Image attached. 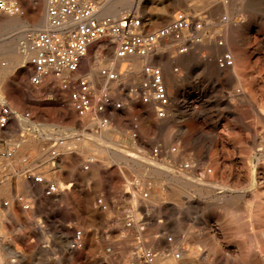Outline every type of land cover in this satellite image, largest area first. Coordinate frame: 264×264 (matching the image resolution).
<instances>
[{
    "label": "rangeland",
    "instance_id": "obj_1",
    "mask_svg": "<svg viewBox=\"0 0 264 264\" xmlns=\"http://www.w3.org/2000/svg\"><path fill=\"white\" fill-rule=\"evenodd\" d=\"M93 1L100 6L101 10L104 0ZM226 1L231 9L232 22L238 32L236 33L237 42L235 47L239 48L238 53L242 55L239 63L242 65L243 79L254 78L253 76L258 75L254 78L255 83L258 84L254 83L253 89L256 92V97L260 100L255 103L252 110L243 107L245 117H250L247 122L254 118V124H252L254 133L246 128H239L237 126L239 125L238 122L226 114L228 110L222 103L221 96L225 92V87H228V82L216 73H211L209 64L205 63L204 67L202 66L198 70L194 67L189 68L182 65L172 66L171 70L180 80L177 94L181 104L178 114L176 113L170 119L169 126H171L167 130L171 137L173 136V139L176 137V139H190L183 146L185 149H183V156L179 158L180 161L173 165L177 172L180 173L184 170L186 174L188 173L187 177L190 180H179L182 184V192L176 200L167 198L164 193L163 184L167 183V180L148 175L145 177L141 174V169L145 170L151 167L149 163H129L133 158V154L136 153L135 158L139 157L141 149L146 150L148 157L154 159L159 165L171 163L170 156L166 155L167 150L164 151L165 147L161 142L167 135V131L149 126L148 108L144 107L138 99L140 94L138 86L145 81L143 71L134 72L129 69V66L127 69L119 71V73L110 70L109 67L113 64L112 58L108 57V54L104 51L106 47H102L97 52L94 48H90L88 57L86 61H83L78 73L79 77L73 78L74 76L65 73L64 78L87 79L96 99L104 95L112 99L115 107L113 105L108 107L104 114L95 112L88 114L89 119L109 121L108 125L111 127V131L102 136L111 139L110 141L115 144L126 146L136 139L140 148L139 151L136 150L135 152L130 150L122 152L123 150L116 148L110 150L109 146L101 144V147L94 149V146H97L96 137L93 136L95 134L94 127L90 126L88 122H78V117L73 114L71 103L68 102V90L61 89V79L49 77L42 87L35 88L30 83V77L34 69L33 66L29 65L28 59L25 62L23 61V64L15 67V70H12L9 68L7 57L12 53H6V57L0 55V66L7 71L5 78H1L0 96L5 98L12 111L18 110L22 117L27 120L21 126L16 125L15 121L11 120L6 133L4 132L0 137L3 147L13 153L12 157L21 154L25 159L17 161L14 158L12 164L8 163L9 166L6 169L3 167L0 174V260L5 252H1V228H13L16 230L25 229V231L31 233L28 237L29 240H27V244L30 243L31 248L29 251H25L23 244L17 237L15 243H17L18 253L15 255L12 264H147L149 263L147 260L148 254L156 255L159 253L157 243L163 234H166L170 239H174V236H176L181 244L189 250L194 248L191 260L194 264H202L203 262L200 259V255H202L200 253L202 252L199 250V247H201L199 240L201 239L214 241L222 251L221 256L217 257L204 247L202 258L206 259L208 264H252L254 256L252 259L242 261L238 260V256H242L241 254L245 253V250L249 251V246L253 244L257 247L252 251L253 254L256 253V262L264 264V123L259 118H264V113L257 106V103L259 105V102L264 100V31L260 29L262 23H264V0H187L184 5H174L171 0H140L138 10L135 8L130 9L124 14H134L140 17L145 32H151L168 25L177 12L186 13L190 20L191 17H196L195 22L190 21V28L186 32L188 38L183 40L182 43L183 47L187 49L186 52L181 53L178 47L179 44L170 39L161 42L157 46L156 49L163 48L161 46L166 43L169 45L166 50H163V53L155 56L157 58L154 57L148 65L161 68L160 64L165 63L164 57L172 61L180 54H188L191 41H201L204 45H208L217 33L224 32L226 29L224 19L227 16L221 13L219 21H216L213 19V13L211 14V12ZM39 2L40 0H20V11L18 13L6 14L1 12L0 54L1 44L11 46L18 43L21 54L25 55L31 36L39 30L34 26L40 14ZM169 8H172V12H169ZM12 23L16 25L27 24L28 26L23 30L27 29L26 31H29L28 37H19L18 29L9 32L8 29ZM217 42L222 45L221 39H218ZM157 52L155 51L154 54ZM195 52L202 61L209 59L212 53L207 47L196 49ZM247 54H249L248 57ZM226 56H229V54H226ZM95 58H97L100 65V72L106 70L119 75L114 79L115 81L118 80L117 83L103 87L102 83H96L93 80L90 75V68H92L90 65ZM88 60L91 63L86 64ZM22 65H26L29 70V73L24 76L25 78L21 77L19 72V67ZM260 77L261 79H259ZM72 89L74 88L72 87ZM226 95L231 109L239 105L238 100L231 98L229 91ZM117 104L120 105L119 108H116ZM254 110H256V115ZM13 117L15 119V113ZM12 124L15 127L10 126ZM188 129H192V131L188 133ZM141 137L142 140L140 141ZM74 141H76L75 144ZM99 143L101 142L99 141ZM175 144L176 141L174 140L172 146L174 147ZM155 150L159 153L154 152ZM72 153L78 154L76 158L82 159L83 166L92 168L89 173L85 171L90 176L81 180L80 189L73 187L74 182L72 183V178L69 176V169H65L72 164L70 159L75 157ZM65 159L68 164L65 162L63 164ZM91 160L93 161L90 163ZM61 161L62 163H60ZM187 165L188 167L185 168ZM31 174L36 175V177H44L47 174L50 178L48 184L45 182V185L53 187L54 194L61 198L51 199L46 195H27L21 184L24 177H30ZM192 180L195 182H192ZM256 180L257 182H255ZM136 181L139 183L131 185ZM206 181L213 183L214 186L212 188L203 187L202 184ZM4 182H6V185L3 184ZM60 182L65 183L64 187L59 186ZM250 182L251 184H249ZM90 184H93V186ZM223 184H227L232 189L234 188L235 191L222 188ZM1 188L4 192H12L15 197H18V200L16 198L9 199L1 193ZM138 191L140 192L138 193ZM83 193L84 195H81ZM21 197H24L23 203L25 205L20 202ZM138 200H140L139 203ZM227 203L232 205L233 210H237H235L236 216L240 219V222L245 218V221L241 222L243 230L238 234L239 236L228 226L230 216L226 215L224 208ZM11 206H13V215L7 214V210ZM25 206H29V208L24 209ZM160 208L163 209L160 210ZM245 208L246 211H249H244ZM26 213L29 214V217L24 216ZM154 216L156 217L154 218ZM247 232L250 234H246ZM67 233H73V240L77 244V248L82 251L83 257L79 260L72 259L70 256L68 243L66 242ZM159 236L161 237L159 238ZM257 241H260L259 244ZM260 243H263V245ZM261 249L263 252H260ZM2 264H5V262H2Z\"/></svg>",
    "mask_w": 264,
    "mask_h": 264
},
{
    "label": "bare ground",
    "instance_id": "obj_2",
    "mask_svg": "<svg viewBox=\"0 0 264 264\" xmlns=\"http://www.w3.org/2000/svg\"><path fill=\"white\" fill-rule=\"evenodd\" d=\"M35 1V0H34ZM139 1L140 0H104V2L102 3L101 5V10L99 11V14H98V18H101V17H104L105 15H110V16H120L122 14H124L125 12H127L128 10L130 9H136L138 10V6H139ZM213 1V0H212ZM219 1V0H218ZM171 2L174 4V5H184V3L186 4L187 3V0H171ZM169 2V3H171ZM204 2V1H203ZM154 3V2H153ZM151 3V4H153ZM229 3V2H228ZM142 4V3H141ZM150 4V5H151ZM208 4V3H207ZM39 8H40V14L38 15V19L36 20V22L34 23V26L37 27L39 30L37 31H42V30H46L48 28V21H47V15H46V10H47V0H40L39 2ZM164 6V4H163ZM166 6V5H165ZM186 6V5H185ZM188 6V5H187ZM208 6V5H207ZM166 8V7H165ZM186 8V7H185ZM210 9V8H209ZM169 12H172V8H169L168 9ZM178 10V9H177ZM192 10V9H190ZM212 10V9H211ZM230 7H229V4H227V1L225 3H222L221 5H219V7H217V9H215V11L211 12V14L213 13V19L214 20H218L219 21V15L222 13V14H225L227 17L224 19L225 20V26H226V29L224 30L223 33H217L213 38H212V41L208 44V45H204L201 41H195V42H192L189 43L190 44V49L188 51V54H180L177 58H175L174 60L172 61H169L167 59H165L164 57V61L165 63L164 64H160V69H161V72H162V83H163V88L165 90V96L167 97V103L166 104H163L161 102H159L156 97L154 96L153 94V89L151 88H144V87H141V85H139V92L141 94V97L139 96L138 99L143 103L144 107L146 106L148 108V111H149V120H148V123H149V126L151 128H162V130H166L167 131V135L165 136L164 140L161 141L164 145V151L165 149L167 150V154L168 156H170V161L171 163L170 164H164V165H159L156 163V161L154 159H150L148 157V154L146 152V150L144 149H141L140 153H139V159L135 156V154H133V158L132 160L129 161V163H134V164H137V163H149L151 165V167L149 169H145V170H140L141 174L143 176H152V177H155V178H161V179H164V180H167V183L163 184L164 186V193L166 194L167 198L171 199V200H176L180 193L182 192L181 191V188H182V184H180L179 180L180 179H183V180H186V181H190L189 178L187 177V174L184 170L177 172L173 165L176 164L177 161H180V157L183 156V149H185L183 146L184 144L186 145L188 140L187 138H182V139H173L171 137V135L169 134L168 132V127L169 126V122H170V119L172 117H174V115L179 111V108H180V98H179V95L177 94V90L178 89V85L180 83V80L178 79V77H176L173 73V71L171 70V67L174 66V65H182V66H186V67H194L195 69H200L205 63L209 64L210 65V72L211 73H216L218 76H220L221 78H223L224 80H226L228 82V87H225V92H223L222 96H221V100H222V103H224L225 105V108L228 110L226 114H228L230 117L234 118L239 125V128H246L248 130H250V132L254 133V129L252 128V124H254V118H253L251 121L247 122V119H249L248 117L246 118L245 117V110L243 109V107H247L249 109H253L254 106H255V103L260 100L258 99L256 96V92L254 91L253 87H254V83H255V79L256 78V75L253 76L254 78H250V79H243V75H242V65L239 63V60L241 58V54L238 53V49L235 47V43L237 42V35L236 33L237 32V29H236V26L233 24L232 22V17H231V12H230ZM235 10V9H234ZM186 11V10H185ZM210 11V10H209ZM1 8H0V14H1ZM3 13H6L7 12H3ZM136 13V12H135ZM246 13V12H245ZM171 14V13H170ZM186 14V13H185ZM192 14V13H191ZM169 15V14H168ZM187 15V14H186ZM210 15V14H209ZM165 16V15H163ZM137 17V16H136ZM187 17L189 18V16L187 15ZM211 17V15H210ZM222 17V16H221ZM244 17H247V16H244ZM140 19V17H137ZM164 18H169V17H164ZM193 20V22L196 21V17H191ZM243 18V17H242ZM258 18V17H257ZM200 19V18H199ZM260 19V18H259ZM173 20V18H172ZM190 20V18H189ZM190 20V21H191ZM223 20V19H222ZM13 21V20H12ZM256 21V20H255ZM259 21V20H258ZM222 23V22H221ZM170 24V23H169ZM212 24V23H211ZM239 24V23H238ZM241 24V23H240ZM144 25V24H143ZM28 25L27 24H19V25H16L15 23L13 24H10L9 26V32H14L16 31V29H18V35L19 37H28L27 34L29 33V31H26V30H23L24 28H26ZM260 26V24H259ZM4 27V26H3ZM17 27V28H16ZM195 27V26H194ZM193 27V28H194ZM242 27V26H241ZM239 28V27H238ZM249 28V27H248ZM3 29V28H2ZM145 29V28H144ZM192 29V28H191ZM244 29V28H243ZM260 29L262 31H264V23H262ZM147 30V29H146ZM154 30V29H153ZM189 29H186L183 31L182 35H181V39L180 40H176L175 38L173 37H169L167 39H170L172 40L173 42H176L179 44V46H181L182 48H184L182 45L183 43V40H187L188 38V33H186ZM194 30V29H193ZM241 31H243L241 29ZM252 31V30H251ZM36 32V31H35ZM152 32V31H151ZM192 32V31H191ZM200 32V31H199ZM246 32H247V29H246ZM250 32V31H249ZM243 33V32H242ZM13 34V33H12ZM258 34V33H257ZM15 35V34H14ZM197 35V34H196ZM195 35V36H196ZM249 35V34H248ZM194 36V37H195ZM247 36V35H246ZM191 37V36H190ZM264 37V36H263ZM30 38V37H29ZM258 38V37H257ZM165 39V40H167ZM191 39V38H190ZM222 40V45H220L217 40ZM28 40V39H27ZM165 40H161L158 42V44L156 45L155 49L150 52L147 56L145 57H140V56H131V57H128V58H118L117 57V54H116V49L118 47V41L116 39H100L96 42L93 43V45L90 46V48H94L97 52L98 49L102 48V47H106V49L104 51H106V53L108 54V57L110 56L112 58V61H113V64L109 67L110 70H114L115 72H118L119 71H123L125 69L128 68L129 66V69L134 71V72H141L143 71V75H144V79L146 82L149 81V77L145 74V68L146 67H153V66H149V62L152 61V59L157 56L158 54L160 53H163V50H166L169 45L168 43L164 44V46L162 45L161 47L163 48H160L159 49H156L157 46H159V44ZM194 40V39H193ZM200 40V39H199ZM256 40V39H255ZM239 41V40H238ZM264 41V39H263ZM30 42H31V38L29 40V45L27 47V52L24 54H21L20 52V49H19V44L16 43V44H12L11 46H8V45H5V44H1V54L0 55H3L5 56L6 53L8 52H11L12 54L7 55L8 59H9V68L10 69H14L15 67L23 64V61L25 62V60L28 59V63L30 66H32L31 64V59L33 58L34 56V51L31 49L30 47ZM172 43V42H171ZM187 44V43H186ZM188 44V45H189ZM187 45V46H188ZM240 46V45H239ZM252 46V45H251ZM203 47H207L208 49L211 50V56L209 57V59L205 60V61H202L201 59L198 58L195 50L196 49H199V48H203ZM261 47V46H260ZM90 48H89V52H90ZM252 48V47H251ZM264 48V47H263ZM171 49V48H170ZM179 49V48H178ZM115 50V51H114ZM99 51V50H98ZM155 51H158L156 54ZM169 51V50H168ZM187 49H184L183 51H181V53H184L186 52ZM244 51V50H243ZM242 51V52H243ZM251 51V50H250ZM259 51V50H258ZM262 51V50H261ZM246 52V51H245ZM248 52V50H247ZM255 52V51H254ZM95 53V52H94ZM253 53V52H252ZM259 53V52H258ZM89 54V53H88ZM168 54V53H167ZM226 54H229V56H226ZM245 55V54H244ZM249 54H247V57H248ZM256 56V55H255ZM6 57V56H5ZM88 57V56H87ZM167 57V56H166ZM251 57V56H250ZM157 57H155L156 59ZM1 59V57H0ZM242 59V58H241ZM247 59V58H246ZM86 61V59H84ZM158 62V60H157ZM163 62V61H162ZM161 62V63H162ZM27 63V64H28ZM83 63V62H82ZM91 63L90 60L87 61L86 64H89ZM248 63V62H247ZM251 64V63H250ZM8 65V64H7ZM159 65V63H158ZM82 66V64H81ZM181 66V67H182ZM206 66V65H205ZM208 66V65H207ZM246 66V65H245ZM249 66V65H247ZM90 75L91 77H93V80L97 83V82H100L102 83L103 87H107L108 85L110 84H113V83H117V81H115L114 79H110V77H107V76H104L102 75V72L103 71H99V68H100V65L98 63V60L97 58L94 59V62H92V64L90 65ZM179 67V66H178ZM204 67V66H203ZM7 68V67H6ZM28 67H26V65H22L19 67V72H20V76L21 77H24L26 76L28 73H29V70L27 69ZM173 68V67H172ZM251 68V67H250ZM249 68V69H250ZM81 69V68H80ZM247 69V68H246ZM15 70V69H14ZM187 70V69H186ZM10 71V70H9ZM80 71V70H79ZM79 71L75 74H70V73H67L68 75H71V76H74L73 78H76V77H79L78 73ZM202 71V70H201ZM248 71V70H247ZM253 72V71H252ZM251 72V73H252ZM6 73L7 71L4 69V68H1L0 66V82H1V78H5L6 76ZM10 73V72H9ZM110 73V72H109ZM114 73V72H113ZM201 74V73H200ZM253 74V73H252ZM64 75L65 73L62 75V77L64 78ZM199 75V74H198ZM214 75V74H213ZM29 76V75H28ZM119 75L116 73V77H118ZM249 76V75H248ZM258 76V75H257ZM17 77V76H16ZM15 77V78H16ZM50 77H54V76H50ZM194 77V76H193ZM196 77V76H195ZM198 77V76H197ZM25 78V77H24ZM56 78V77H54ZM53 78V79H54ZM9 79V78H8ZM23 79V78H22ZM56 79H61V78H56ZM72 79V78H71ZM116 79V78H115ZM126 79V78H125ZM182 79V78H181ZM200 79V78H199ZM261 79V77L259 78ZM21 80V79H20ZM50 81V80H49ZM25 82V81H24ZM46 82V81H45ZM48 82V81H47ZM92 82V81H91ZM195 82V81H194ZM95 83V84H96ZM257 83V82H256ZM255 83V84H256ZM22 84V83H21ZM49 84V83H48ZM60 84V83H59ZM94 84V83H93ZM120 84V83H119ZM182 84V82H181ZM258 84V83H257ZM187 85V84H186ZM1 87V86H0ZM72 87H74V84L69 86V88L67 89L68 91H70V94H71V91L73 90ZM136 88V87H135ZM258 89V88H257ZM230 92L231 93V98H234L236 100H238V106H234L232 109H231V105L229 104L228 102V96L226 95L227 92ZM257 91V90H256ZM1 94V93H0ZM203 95V94H202ZM182 96V95H180ZM230 96V95H229ZM65 98V97H64ZM137 98V97H136ZM135 98V100H136ZM146 98V100H145ZM98 99V98H97ZM96 99V100H97ZM72 101V100H71ZM182 101V100H181ZM264 101V100H263ZM263 101H260L259 105L257 103V106L260 107V110L262 113H264V102ZM73 103V102H72ZM0 104H6L9 106V103L5 100V98L1 97L0 96ZM183 105V104H182ZM10 107V106H9ZM73 108H74V103H73ZM205 109V108H204ZM257 109V108H256ZM75 110V109H74ZM199 110V109H198ZM250 111V110H249ZM255 111V115H256V110ZM12 112L15 113V119L14 117H12L11 120L15 121V124H19L20 126L22 124H24L27 120L25 118L22 117L21 113L18 111V110H13ZM76 111H73V114H75ZM192 112V111H191ZM196 112V111H195ZM194 112V113H195ZM198 112V111H197ZM252 112V111H251ZM260 112V111H258ZM89 113H92V112H89ZM87 113L86 115L84 116H80L76 113L75 115L78 117V122H81V123H89L90 126H93L94 127V132L95 134L93 136H95V140L97 141V146L95 145L94 149H96L97 147H101V144H106V146H109L110 150H112L113 148H116V149H120V150H123L122 152H126V151H131V152H135L136 150L139 151V145H138V141L135 139V140H132L131 141V144H129L128 146L126 145H119V144H115L113 142H111L109 139L105 138L104 136L102 135H105L107 133H109L111 131V127L108 125L109 121L107 120L106 122L103 121V119H99V120H96V119H89L88 118V114ZM97 113V112H95ZM223 113V112H222ZM178 114V113H177ZM200 114V113H199ZM203 114V113H202ZM206 114V113H205ZM225 114V113H224ZM251 114V113H250ZM258 114V113H257ZM198 115V114H197ZM262 115V114H261ZM260 115V116H261ZM90 116V115H89ZM195 116V115H194ZM204 116V115H203ZM253 116V115H251ZM197 117V116H196ZM206 117V116H205ZM226 117V116H225ZM224 118V117H223ZM260 120H262V122L264 123V118L263 117H259ZM197 119V118H196ZM229 119V118H228ZM230 120V119H229ZM234 120V121H235ZM145 121V120H144ZM225 121V120H224ZM75 122V121H74ZM204 122V121H203ZM30 123V122H29ZM208 123V121H207ZM28 124V123H26ZM32 124V123H31ZM147 124V123H146ZM200 124V123H199ZM229 124V123H228ZM233 124V123H232ZM10 126H13L10 125ZM228 126V125H227ZM230 126V125H229ZM235 126V125H234ZM15 127V126H13ZM17 127V126H16ZM232 127V126H230ZM79 128V127H77ZM82 128V127H81ZM191 128V127H190ZM234 128V127H233ZM238 128V127H237ZM6 129H1L0 130V137L1 135L5 132L6 133ZM76 129V128H75ZM154 130V129H153ZM234 130V129H233ZM156 131V130H155ZM181 131V130H180ZM192 131V129H188L187 132L190 133ZM196 131V130H195ZM241 131V130H240ZM14 132V131H13ZM164 132V131H163ZM197 132V131H196ZM10 133V132H9ZM112 133V132H111ZM199 133V132H198ZM165 134V132H164ZM173 134V133H172ZM192 134V133H191ZM193 135V134H192ZM196 135V134H195ZM236 135V134H235ZM240 135V134H239ZM257 136V135H256ZM192 137V136H191ZM241 137V136H240ZM110 138V137H109ZM257 138V137H256ZM145 139V138H144ZM246 139V138H245ZM87 140V139H86ZM89 140V139H88ZM140 141L142 140V137L139 139ZM160 140V138H159ZM176 141V144L175 146L173 147L172 146V143L173 141ZM242 140V139H241ZM92 141V140H91ZM99 141L101 143H99ZM149 141V140H148ZM192 141V140H191ZM243 141V140H242ZM94 142V141H93ZM116 142V141H115ZM160 142V141H159ZM249 142V141H248ZM247 142V143H248ZM252 142V141H251ZM76 143V141H74V144ZM84 143V142H83ZM117 143V142H116ZM244 143V142H243ZM253 143V142H252ZM69 144V143H68ZM72 144V143H71ZM73 144V145H74ZM78 145V144H77ZM75 145V146H77ZM85 145V144H84ZM88 145V144H87ZM157 145V144H156ZM251 145V144H250ZM80 146V145H79ZM147 146V145H146ZM155 146V145H154ZM255 146V145H254ZM253 146V147H254ZM32 147V146H31ZM68 147V146H66ZM187 147V146H186ZM190 147V146H189ZM112 148V149H111ZM162 148V147H161ZM172 148V150H171ZM104 149V148H103ZM153 149V148H152ZM163 149V148H162ZM190 149V148H189ZM108 150V151H110ZM188 150V149H186ZM253 150V149H252ZM90 151V150H89ZM92 151V150H91ZM95 151V150H94ZM107 151V152H108ZM115 151V150H114ZM112 151V152H114ZM100 152V151H99ZM118 152V151H117ZM154 152H158L157 150H155ZM163 152V150H162ZM65 153V152H64ZM68 153V151H67ZM85 153V152H84ZM119 153V152H118ZM159 153V152H158ZM187 153V152H186ZM253 153V152H252ZM55 154V153H54ZM66 154V153H65ZM92 154V153H91ZM112 154V153H111ZM126 154V153H125ZM13 155V153H12ZM78 155V154H76ZM76 155L75 157L71 158V163L69 166V168H65V169H69V176L72 178V183L74 182L73 184V187H76V188H79L81 187V180H83L84 178L86 177H89L90 175L88 174L89 173V170L92 169L90 166H83L84 164H82V159L80 158H76ZM132 155V154H131ZM164 155V154H163ZM157 156V155H156ZM249 156V155H248ZM252 156V155H251ZM68 157V156H67ZM80 157V156H79ZM85 157V156H84ZM14 158L15 160L19 161V160H25L23 158V155L21 154H17L16 157H8L4 160V162L2 163L1 167H0V170H2V168L4 167L6 169V167L8 168V163L12 164V162L14 161ZM65 158V156H64ZM63 158V159H64ZM69 158V157H68ZM66 158V159H68ZM98 158V156H97ZM154 158V156H153ZM63 160V164L64 162L66 164L67 161ZM93 159V158H92ZM107 159V158H106ZM138 159V160H137ZM179 159V160H178ZM195 159V158H194ZM254 159V158H253ZM69 160V161H70ZM168 160V161H169ZM190 160V158H189ZM93 160L90 161V163L92 162ZM221 161V160H220ZM252 161V160H251ZM59 162V161H58ZM88 162V161H87ZM86 162V163H87ZM100 162V161H99ZM193 162V161H192ZM197 162V161H196ZM195 162V164H196ZM62 163V161L60 162ZM217 163V162H215ZM251 163V162H250ZM94 164V163H93ZM188 164V163H187ZM60 165V164H59ZM62 165V164H61ZM89 165H92V164H89ZM95 165V164H94ZM98 165V164H97ZM217 165V164H216ZM215 165V166H216ZM14 166V165H13ZM149 166V165H148ZM196 166V165H195ZM94 167V166H93ZM96 167V166H95ZM100 167V166H99ZM188 165L185 167L187 168ZM190 168V167H189ZM102 169V168H101ZM107 169V168H106ZM133 169V168H131ZM219 169V168H218ZM255 169V168H254ZM9 170V169H8ZM123 170V169H122ZM220 170V169H219ZM218 170V171H219ZM66 171V170H64ZM85 171H88L85 172ZM101 171V170H100ZM126 171V170H125ZM225 171V170H224ZM97 172H98V168H97ZM194 172V171H193ZM217 172V171H216ZM231 172V171H230ZM229 172V173H230ZM258 172V171H257ZM13 173V172H12ZM10 173V174H12ZM65 173V172H64ZM95 173V171H94ZM105 173V172H104ZM109 173V172H108ZM5 174V173H4ZM9 174V175H10ZM67 174V173H66ZM65 174V175H66ZM93 174V173H92ZM107 175V173H105ZM220 174V172H219ZM227 174V173H226ZM8 175V174H7ZM46 176L44 177H36V175L34 174H31L30 177H24V180L22 182V188L24 190V192L29 195V196H42V195H46L48 196L49 198L53 199V198H61L59 197L58 195L54 194V191L55 190H52L53 187H50L48 184L49 182V176L47 174H45ZM96 175V174H95ZM103 175V174H102ZM205 175V174H204ZM225 175V174H224ZM228 175V174H227ZM48 176V177H47ZM64 176V175H63ZM231 176V175H230ZM256 176V175H255ZM258 176V175H257ZM4 177V176H3ZM2 177V178H3ZM95 177V176H93ZM224 177V176H223ZM222 177V178H223ZM235 177V176H234ZM6 178V177H5ZM10 178V177H9ZM64 178V177H63ZM231 178V177H230ZM62 179V178H61ZM89 179V178H88ZM93 179V178H92ZM97 179V178H96ZM147 179V178H146ZM151 179V178H150ZM255 179V178H254ZM102 180V178H101ZM163 180V182H164ZM205 180V179H204ZM220 180V178H219ZM234 180V179H233ZM1 181V180H0ZM5 181V180H3ZM9 181V180H8ZM85 181V180H84ZM147 181V180H146ZM240 181V180H239ZM260 181V180H259ZM45 182H47V184L45 185ZM160 182V181H159ZM192 182H195L192 180ZM205 182V181H204ZM228 182V181H227ZM236 182V181H235ZM257 182V180L255 181ZM11 183V182H10ZM71 183V184H72ZM139 182H135L131 185H135V184H138ZM156 183V182H155ZM199 183V182H197ZM247 183V182H246ZM4 185H6V182L3 183ZM20 184V183H19ZM70 184V185H71ZM191 184V183H190ZM189 184V185H190ZM200 184V183H199ZM218 184V183H217ZM251 184V182L249 183ZM254 184V183H253ZM8 185V184H7ZM65 183L63 182H60L59 186L60 187H64ZM91 185V184H90ZM104 185V184H103ZM221 185V184H220ZM255 185V184H254ZM10 186V185H9ZM89 186V185H88ZM93 186V184L91 185ZM186 186V185H185ZM203 187L205 188H212L214 185L213 183L211 182H207L202 184ZM232 186V185H231ZM71 187V186H70ZM187 187H188V184H187ZM186 187V188H187ZM193 187V186H191ZM196 187V186H195ZM255 187V186H254ZM10 188V187H9ZM189 188V187H188ZM222 188L226 189V190H232V191H235V189L233 188H230L229 186H227V184H223L222 185ZM103 189V187H102ZM113 189V188H112ZM134 189V188H133ZM191 189V188H190ZM254 189V188H253ZM5 190V189H4ZM59 190V189H58ZM69 190V189H68ZM121 190V189H120ZM185 190V189H184ZM208 190V189H207ZM15 191V189H14ZM19 191V190H18ZM107 191V190H106ZM191 191V190H189ZM196 191V190H195ZM57 192V191H56ZM114 192V191H113ZM140 191H138L139 193ZM162 192V191H161ZM185 192V191H184ZM183 192V193H184ZM200 192V191H199ZM219 192V191H218ZM247 193V191H245ZM1 193L5 194L9 199H13V198H18L17 196L15 197L12 192H9L8 193L5 191H2V188H1ZM111 193V192H110ZM131 193V192H130ZM187 193V192H186ZM203 193V192H202ZM263 193V191H262ZM88 194V193H87ZM106 194V193H105ZM112 194V193H111ZM115 194V193H114ZM142 194V193H141ZM152 194V193H151ZM210 194V193H209ZM249 194V193H248ZM1 195V194H0ZM26 195V196H27ZM81 195H84L81 194ZM90 195V194H89ZM139 195V194H138ZM137 195V196H138ZM143 195V194H142ZM159 195V194H158ZM202 195V194H201ZM204 195V194H203ZM207 195V194H206ZM19 196V195H18ZM151 196V195H150ZM154 196V195H153ZM157 196V195H156ZM194 196V195H193ZM220 196V195H219ZM20 197V196H19ZM142 197V196H141ZM143 197H145L143 195ZM155 197V196H154ZM158 197V196H157ZM209 197V196H208ZM264 197V196H263ZM132 198H134L132 196ZM136 198V197H135ZM181 198V196H180ZM23 199L24 197H21L20 198V202L23 203ZM152 199V198H151ZM160 199V197H159ZM184 199V198H183ZM18 200V199H17ZM133 200V199H132ZM135 200V199H134ZM142 200V199H141ZM153 200V199H152ZM225 200V199H224ZM227 200V199H226ZM257 200V199H256ZM255 200V201H256ZM140 200H138V203H139ZM148 201V200H146ZM178 201V200H177ZM244 201V200H243ZM142 202V201H141ZM140 202V203H141ZM234 202V201H233ZM239 202V201H238ZM254 202V200H253ZM257 202V201H256ZM17 203V202H16ZM145 203V202H144ZM167 203V202H166ZM252 203V202H251ZM258 203V202H257ZM8 204V203H7ZM135 204V203H134ZM143 204V203H142ZM162 204V203H161ZM172 204V203H171ZM245 204V203H244ZM23 205H25V203H23ZM190 205V203H189ZM236 205V204H235ZM247 205V204H246ZM136 206V205H135ZM151 206V205H150ZM175 206V205H174ZM232 205H230L229 203H227V206H225V213L226 215H229L230 216V219H229V222H228V226H230L233 230V232L238 235L243 229L241 228V222L242 221H245V218L244 220H242L240 222V219L237 218V214H236V211L232 209L231 207ZM248 206V205H247ZM138 207V206H137ZM253 207V206H252ZM24 209H28L29 206H25L23 207ZM149 208V206H148ZM223 208V207H222ZM22 209V208H21ZM140 209V208H139ZM153 209V208H152ZM157 209V208H156ZM163 208H160V210H162ZM168 209V208H167ZM238 209V208H237ZM240 209V208H239ZM244 209V208H243ZM248 209V208H247ZM135 210V209H134ZM159 210V209H158ZM171 210V209H170ZM223 210V209H222ZM241 210V209H240ZM258 210V209H257ZM149 211V210H148ZM151 211V210H150ZM220 211V210H219ZM246 211V208L245 210ZM249 211V210H248ZM246 211V212H248ZM140 213L142 211H139ZM146 212H147V208H146ZM153 212V211H152ZM240 212V211H239ZM256 212V211H255ZM17 213V212H16ZM156 213V212H155ZM224 213V212H223ZM222 213V214H223ZM241 213V212H240ZM260 213V212H259ZM264 213V212H263ZM7 214L9 215H13L14 212H13V206H11L8 210H7ZM149 214V213H148ZM153 214V213H152ZM151 214V215H152ZM157 214V213H156ZM248 215H251L249 213H247ZM253 214V213H252ZM256 214V213H254ZM262 214V213H260ZM25 217H29V214L26 213L24 214ZM144 216V215H143ZM147 216V214H146ZM145 216V217H146ZM240 216V215H239ZM253 216V215H252ZM258 216H260L258 214ZM156 216H154L155 218ZM257 217V216H256ZM137 218V217H136ZM247 218V217H246ZM250 218V217H249ZM253 218V217H251ZM258 218V217H257ZM147 219V218H146ZM149 219V218H148ZM167 219V218H166ZM264 219V218H263ZM107 221V220H106ZM155 222V221H154ZM249 223V222H248ZM256 223V222H254ZM151 224V223H150ZM250 224V223H249ZM164 226V225H163ZM260 226V224H259ZM154 227V226H153ZM170 228V227H169ZM264 228V227H263ZM152 229V228H151ZM252 229V228H251ZM160 230V229H159ZM255 230V229H254ZM229 231V230H228ZM264 231V230H263ZM71 232V231H70ZM159 232V231H158ZM165 232V231H164ZM161 233V232H160ZM167 233V232H166ZM173 233V232H171ZM191 233V231H190ZM245 233V231H244ZM68 234V233H67ZM162 234V233H161ZM246 234H250V233H246ZM176 235V234H175ZM178 235V234H177ZM245 235V234H244ZM235 236V235H233ZM239 236V235H238ZM251 236V235H250ZM254 236V235H253ZM161 236H159L160 238ZM171 237V236H170ZM198 237V236H197ZM196 237V238H197ZM212 237V236H211ZM74 236H73V233L71 234H68L66 236V242L68 243V251L70 252V256L72 259H81L83 256L82 254V251L77 248V244H75L74 240H73ZM158 238V237H157ZM234 238V237H233ZM253 238V237H252ZM80 239V237H79ZM214 239V238H213ZM217 239V238H216ZM215 239V240H216ZM238 239V238H237ZM264 239V238H263ZM88 241V239H87ZM246 241V240H245ZM157 242V241H156ZM197 242V241H196ZM260 241H257V243L259 244ZM262 242V240H261ZM74 243V244H73ZM199 243L201 244V247H199V250L200 254H204V251H203V248L205 247L207 250H209L211 253L215 254L217 257L222 253L220 247L218 246V244H216L214 241L211 242L210 239L207 240V239H201L199 240ZM264 243V241H263ZM263 243L261 245H263ZM196 244V243H195ZM198 244V243H197ZM250 245V244H248ZM190 246V244H189ZM200 246V245H199ZM88 247V246H87ZM244 247V246H243ZM260 247V246H259ZM157 248L159 250V253H157L156 255H152V254H148L147 255V260L149 263L147 264H194L193 262H191L192 258H193V249L192 250H189L188 248L184 247L183 244H181V242L178 240V238L176 236H174V239H170L167 237L166 234H163L161 239L159 240V242L157 243ZM222 248V247H221ZM254 248H257L255 244H253L252 246H249V251H244L245 253L241 254L242 256H238V260H248V259H252L253 258V253L252 251H254L255 249ZM261 248V247H260ZM157 250V249H156ZM198 250V249H197ZM259 251V250H258ZM87 252V251H85ZM154 252V251H153ZM257 252V250H256ZM260 252H263L262 249ZM252 253V254H251ZM87 254V253H86ZM256 254V253H255ZM261 254V253H260ZM258 254V255H260ZM3 255V254H1ZM202 255H200V259H202V264H208L206 259L202 258ZM206 255V254H205ZM236 255V254H235ZM25 256V255H24ZM221 256V255H220ZM137 257V256H136ZM139 257V256H138ZM85 258V257H84ZM235 258V257H233ZM237 258V257H236ZM261 258V257H260ZM23 259V258H22ZM232 259V258H231ZM254 259V258H253ZM14 260V259H13ZM1 261V260H0ZM86 261V260H85ZM195 261V260H194ZM261 261V260H260ZM82 262V261H81ZM251 262V261H250ZM1 263V262H0ZM18 263V262H17ZM73 263V262H72ZM253 263V262H252ZM257 263V262H256ZM255 263V264H256ZM262 263V262H261ZM260 263V264H261ZM264 263V262H263ZM79 264V263H78ZM197 264V263H196Z\"/></svg>",
    "mask_w": 264,
    "mask_h": 264
},
{
    "label": "built area",
    "instance_id": "obj_3",
    "mask_svg": "<svg viewBox=\"0 0 264 264\" xmlns=\"http://www.w3.org/2000/svg\"><path fill=\"white\" fill-rule=\"evenodd\" d=\"M19 4L20 0H0L1 11L11 14L20 11ZM99 11L100 6L93 0H47L48 28L31 36L30 47L35 53L31 59L34 71L30 83L39 88L44 85L47 78L54 76L61 78V89H68L74 84L70 99L79 116L89 112L104 114L108 107L112 105L115 107L107 95L96 100L87 79L73 80L62 77L66 72L72 75L80 70L94 42L100 39H116L118 58L145 57L161 40L169 37L180 40L183 31L189 29L191 25L184 12H177L170 24L152 32H145L142 21L134 14L98 18ZM178 47L180 51L186 49ZM145 74L149 81L140 83L141 87L153 89L156 99L166 104L161 69L146 67ZM102 75L112 80L116 78V73H109L106 70H103ZM139 96L141 97V94ZM119 107L117 104L116 108ZM13 116L14 113L8 105L0 104V130L8 127ZM11 156L12 152L3 147L0 138V167L4 160Z\"/></svg>",
    "mask_w": 264,
    "mask_h": 264
},
{
    "label": "crops",
    "instance_id": "obj_4",
    "mask_svg": "<svg viewBox=\"0 0 264 264\" xmlns=\"http://www.w3.org/2000/svg\"><path fill=\"white\" fill-rule=\"evenodd\" d=\"M68 102L71 103L72 109L73 111V105H72V101L70 99V91H68ZM76 114V112H75ZM73 155H76V153H72ZM78 156V155H77ZM29 232V231H28ZM27 231L24 230H19V229H10V228H1V252H4V255L1 257V264L2 262H5V264H12L14 262V257L15 255L18 253L16 245L17 243H15V239L18 238V240L23 244V249L25 251H29V249L31 248L30 243L29 245L27 244V240L28 237H30L29 235L31 234L30 232L28 233ZM28 235V236H27ZM22 237V238H20ZM17 241V240H16ZM254 259H253V263H256V256L255 254H253ZM22 260V259H21ZM259 264V263H256Z\"/></svg>",
    "mask_w": 264,
    "mask_h": 264
}]
</instances>
